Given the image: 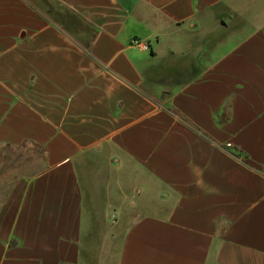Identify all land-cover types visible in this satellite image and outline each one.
<instances>
[{"label": "crops", "instance_id": "0c3cea01", "mask_svg": "<svg viewBox=\"0 0 264 264\" xmlns=\"http://www.w3.org/2000/svg\"><path fill=\"white\" fill-rule=\"evenodd\" d=\"M0 264H264V0H0Z\"/></svg>", "mask_w": 264, "mask_h": 264}, {"label": "built area", "instance_id": "2783aa9c", "mask_svg": "<svg viewBox=\"0 0 264 264\" xmlns=\"http://www.w3.org/2000/svg\"><path fill=\"white\" fill-rule=\"evenodd\" d=\"M132 44L137 45V46H139L141 48H144V49H148L149 48V44L147 42H144V41L140 40V39H134L132 41Z\"/></svg>", "mask_w": 264, "mask_h": 264}]
</instances>
